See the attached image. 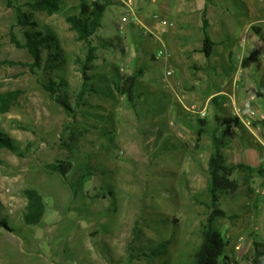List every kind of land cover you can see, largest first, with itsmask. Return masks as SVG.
Returning a JSON list of instances; mask_svg holds the SVG:
<instances>
[{
    "label": "rangeland",
    "instance_id": "374dc122",
    "mask_svg": "<svg viewBox=\"0 0 264 264\" xmlns=\"http://www.w3.org/2000/svg\"><path fill=\"white\" fill-rule=\"evenodd\" d=\"M36 1L17 3L54 41L32 71L33 56L11 38L14 30L26 42L29 28L16 27L15 10L0 0V60L6 62L0 93L21 92L11 111L0 112V131L19 147L18 153L0 149V221L8 225H0V264H190L212 213L213 136L231 144L224 149L230 166H253L249 129L232 117L226 96H211L224 81L229 83L222 90L230 91L237 80L236 88L254 91L253 100L264 91V0H110L91 38L93 79L81 99L89 47L68 18L79 14L84 0H59L52 15L33 8ZM205 5L217 43L211 58L200 55ZM146 11L175 23L162 43L142 27L139 15ZM186 45L192 60L180 52ZM250 53L253 65L242 72ZM195 62L200 69L189 67ZM133 75L139 79L134 108L117 91ZM192 76L204 78V91ZM192 107L207 108L208 117L200 119ZM261 124L258 118L253 127ZM254 150L261 153L259 146ZM60 160L73 163L66 178L45 168ZM244 177L237 171V192L220 195L217 208L226 216L213 224L234 264H251L254 243L264 241V176L249 185ZM27 189L38 191L47 205L36 226L24 218Z\"/></svg>",
    "mask_w": 264,
    "mask_h": 264
},
{
    "label": "trees",
    "instance_id": "16d2710c",
    "mask_svg": "<svg viewBox=\"0 0 264 264\" xmlns=\"http://www.w3.org/2000/svg\"><path fill=\"white\" fill-rule=\"evenodd\" d=\"M6 1L8 7L15 10L17 14L18 28H29L25 32L26 42L19 39L14 30H11L12 43L19 49H28L33 56L34 61L29 65L30 69L34 71L41 61H43V48H50L54 38L50 37L45 32L37 30V23L33 22L31 16L24 11V9L18 5V0H3ZM113 5L110 0H99L89 3L84 0L79 7V14L68 18L70 27L76 31L80 41L86 42L89 47L87 54V61L83 62L81 66L83 75V86L79 99L83 98L86 93L89 92L88 85L92 81L93 77L90 75L92 70V62L96 59L95 48L92 47L91 38L96 33L97 29L102 25L101 20L107 7ZM33 8L46 11L50 15L60 10L59 0H37ZM207 7L202 11L203 20V46L201 53L207 58H211L214 47H216L215 41L211 38L208 28H210V21L207 17ZM247 59L246 66H249L250 60ZM6 64V62L0 60V69ZM139 82L138 76L133 75L126 77L120 81L117 86V91L126 98V103L134 108L136 106L137 97V84ZM47 91L55 97V90L52 86H45ZM21 92H5L0 93V112L5 114L11 111V108L17 101ZM68 114L73 113L72 107L66 103V101L57 99ZM200 123L205 125V121L201 120ZM240 124H236L239 128ZM213 145L215 151L209 159V173H210V191H211V209L212 213L209 214L207 223L204 226L203 241L200 249L194 254L193 261L190 264H234L228 254L225 253L228 242L224 235L217 230H214L213 224L218 217H225L226 212L217 208L220 203V195L222 194H234L239 188L237 180L233 179V176L237 171H241L245 174V182L249 185L251 180L256 176H264V167H252L247 164H238L230 166L227 163L226 155L224 153L227 142L223 141L216 134L213 136ZM0 149H9V151L18 153L19 147L15 141L4 132L0 131ZM45 168L50 173H56L64 178L73 168L71 161L60 160L55 163H49L45 165ZM83 180L85 177L82 178ZM24 195L28 202V207L25 210L24 218L28 226H36L41 223L47 209L46 201L44 197L35 189L24 190ZM2 227H7L6 220L0 221ZM8 228V227H7ZM165 248L163 244L158 251L161 252ZM253 255L250 258L251 264H264V241H256L254 243Z\"/></svg>",
    "mask_w": 264,
    "mask_h": 264
},
{
    "label": "crops",
    "instance_id": "0c3cea01",
    "mask_svg": "<svg viewBox=\"0 0 264 264\" xmlns=\"http://www.w3.org/2000/svg\"><path fill=\"white\" fill-rule=\"evenodd\" d=\"M206 7L208 8V6L205 5L204 9ZM146 13H147V11L144 14L139 15L140 16L139 19H141V22L146 27H149L151 29H154L155 31H159L160 24H159L158 21L155 20V18H154L155 15L154 16L152 15V17H151L150 15H147ZM207 14H208V10H207ZM156 15H160V14H156ZM161 18L162 19H165L162 16H161ZM166 20H169V19H166ZM210 26H211V23H210ZM202 27H203V24H202ZM208 30H209V28H208ZM167 33L165 35H167ZM165 35H163V36H165ZM182 36H183V38L187 39L188 36H189V31L188 30L183 31L182 32ZM151 38H153V36H151ZM203 38H204V36H203ZM187 46L188 45H186L183 48H181L180 49V52L183 53V55L186 56L189 60H192V59H190L191 51L187 50L188 49ZM216 47H217V45H216ZM255 50H257V48H255L254 51ZM200 55H204V54L203 53H200ZM253 56H254V53H250V55H246L247 58L245 59V62H244L245 66H246V63H248L247 62V59L250 60V63H249V66H247V67L244 66V68L241 69L242 72L245 71V70H247L248 68H251V66L253 65V60H252ZM259 61L261 63V67L264 68V58L260 59ZM229 63H230V61H229ZM195 65H197L196 62L193 63V64H191L189 67H195ZM230 65H231V63H230ZM238 67L239 66H236L235 69H237ZM195 68H196V70L200 69L199 67L198 68L195 67ZM192 77L195 78V81H196L195 85H197V89L199 91H201V92L204 91L203 90L204 89V86H205L204 85L205 81H203L204 78L201 77V76H197V77L196 76H192ZM237 82L238 81L235 80L233 82L234 83L233 84L234 87H232V85H231V90L227 92L225 90H222V87L225 86L226 84H228L229 82L228 81H224L221 84V86H222L221 87V90L219 89L218 93L213 94L211 97H215V96H219V95L226 96V98H224L222 96H220V97H221V99L224 98L226 103L231 101L232 108H233V106L235 104H237V100H239L241 102L240 105L242 107L243 106L244 107H250V110H254V111H256V113H258L257 116H256V119L259 118V119L264 120V91L263 92L257 91L258 97L256 98V100H253L252 95H253V92L254 91L253 92L252 91L250 92L249 90L244 91L243 87H242V89L236 88L235 84H237ZM189 97L192 98V99L195 98L196 100H199V101H201L203 99V96H200V95H197V96L190 95ZM231 114H232V110H231ZM232 117H233V115H232ZM234 119L236 120V118H234ZM254 122H256V121H254ZM232 128L238 129V127L236 126V124ZM253 128L254 127H252L251 129L248 128L249 131H250L251 136L249 135L247 137H249V142H248L249 143V146H250V148H252V149H250L251 155L253 157V159L251 161L252 162L251 164H253L252 167L258 168V167H260V159H261V156L260 155H264V125L261 124L258 127L254 128V129ZM228 145H231V144L229 143ZM237 145H238V147H240V144H237ZM256 146H259L261 148V153H259L258 150H254V147H256ZM261 167H263V166H261Z\"/></svg>",
    "mask_w": 264,
    "mask_h": 264
},
{
    "label": "built area",
    "instance_id": "2783aa9c",
    "mask_svg": "<svg viewBox=\"0 0 264 264\" xmlns=\"http://www.w3.org/2000/svg\"><path fill=\"white\" fill-rule=\"evenodd\" d=\"M154 18L160 24L159 31H155L154 29L146 27L145 25H143L142 27L146 30V34L153 36V38L159 40L162 43V36L165 35L172 27H174L175 23L166 19H162L160 15H155ZM164 56V51H160L157 54V57L159 59L163 58ZM167 74L172 75V72H168ZM257 95L258 94L255 93L254 98H256ZM188 110L200 119H206L208 117L207 108L200 109L192 107L188 108ZM232 115L234 118L239 119L245 127L250 129L253 127V123L254 121H256L257 116L256 111L250 109L246 110L242 106H237L236 104L232 108Z\"/></svg>",
    "mask_w": 264,
    "mask_h": 264
}]
</instances>
